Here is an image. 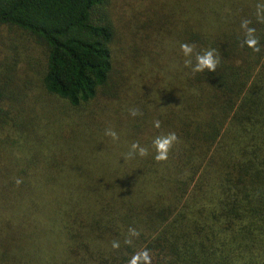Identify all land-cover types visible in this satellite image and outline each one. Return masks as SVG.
<instances>
[{"label": "trees", "instance_id": "1", "mask_svg": "<svg viewBox=\"0 0 264 264\" xmlns=\"http://www.w3.org/2000/svg\"><path fill=\"white\" fill-rule=\"evenodd\" d=\"M253 1L218 33L198 20L217 2L201 8L195 0L192 23L163 2L145 24L152 62L141 95L146 105L132 107L142 114L132 116L128 102L118 106L126 117L114 129L119 139L96 126L79 146L44 129L30 99L39 87L71 108L123 101L126 70L116 60L111 1L0 0V29L34 44L43 61L37 82L23 83V91L14 74L17 45L0 59V241L14 230L2 238L1 263L128 264L147 249L152 264H264V0ZM243 20L255 29L260 52L243 45ZM182 43L195 45L191 57ZM151 46L159 50L154 58ZM208 49L219 57L216 71L185 66ZM168 132L178 140L157 162L152 141ZM35 141H45L48 159L30 153ZM135 142L149 154L125 159ZM71 159L88 169L105 163V171L63 173ZM45 167L56 174H43ZM11 199L23 206L17 223L4 208Z\"/></svg>", "mask_w": 264, "mask_h": 264}, {"label": "rangeland", "instance_id": "2", "mask_svg": "<svg viewBox=\"0 0 264 264\" xmlns=\"http://www.w3.org/2000/svg\"><path fill=\"white\" fill-rule=\"evenodd\" d=\"M111 1V14L114 22L115 33L117 34L116 40V60L119 61V67L126 70L127 83L121 89V103L116 100L111 105L107 98H99L94 109L90 106H80L79 108H71L69 105L56 97L46 94H39V87L36 88L34 96L31 97L30 103L38 113L40 119L46 125L44 129L56 132L66 142H71L73 145L81 137L86 136L90 128L100 127L103 129L114 130L118 125L121 118L118 116L120 111L118 106H125L129 103L131 109L134 104L146 105V97H141L142 93L146 92V65L152 66V62L148 60L149 50H146V21L149 17H154L156 12H161L163 2L176 11L181 17H186L189 22H194L197 17L195 11V0H110ZM217 2L212 8L207 7L205 11L199 13L198 20H201L205 31L218 33L223 28L229 27L233 23H237L240 16L247 13L254 7L253 0H196V6L205 8L208 4ZM159 12V15H160ZM24 40L13 30L7 28L0 29V59L5 57L9 52V46H16V51L20 57L15 59L14 74L17 75L18 86L24 91L23 83L33 81L37 82L36 75L40 70L43 61L41 60V52L35 48L34 44ZM152 45V44H151ZM118 46L120 49L117 52ZM151 55L153 58L159 53V50L150 47ZM148 55V56H147ZM147 56V57H146ZM40 62V63H39ZM153 69V68H152ZM111 105V106H110ZM150 107V106H149ZM112 108L113 112H111ZM146 108L143 107L142 109ZM146 111V110H145ZM35 113V114H37ZM43 114V115H42ZM46 122V123H45ZM62 122L63 126H58ZM40 127V125H38ZM37 127V124H35ZM80 128V131H77ZM65 138V139H64ZM61 144L60 142H57ZM30 153L48 159L51 155L50 150L44 142L31 143ZM69 160V159H68ZM71 159V164H64L63 173L73 174H100L105 171V163H97L92 169L89 166L82 165L85 161H77ZM43 174L54 175L55 170L45 167L42 170ZM58 173V172H57ZM1 177V174H0ZM30 191H35L34 187H30ZM8 216L12 218L13 223L18 222L17 214L23 211V206L17 199L10 200V206H5ZM31 217V216H29ZM8 219L6 220V222ZM13 229H9L1 237L10 238ZM11 250V249H8ZM0 264H13L9 260Z\"/></svg>", "mask_w": 264, "mask_h": 264}, {"label": "clouds", "instance_id": "3", "mask_svg": "<svg viewBox=\"0 0 264 264\" xmlns=\"http://www.w3.org/2000/svg\"><path fill=\"white\" fill-rule=\"evenodd\" d=\"M259 7H264V5H258ZM249 21L243 20L241 22V27L245 30V38L243 45H247L252 48L254 52H260L258 38L255 36V29L248 27ZM242 45V46H243ZM195 45H190L188 43H182L180 45L181 52L185 57H191L194 52ZM219 57L215 54V49L204 50L203 52L196 53L195 64L193 65L192 60L186 59L184 64L186 67H191L193 73L203 72L205 69L208 71H216L217 65L219 64ZM129 112L132 116L141 115L142 113L138 108H131ZM154 127H160V121H154ZM105 135L112 137L113 140H118V134L112 129H106ZM178 140L175 132H168L156 136L152 141V147L155 150L154 159L157 162L166 161L169 158V153L172 150L174 144ZM141 157L147 156L149 154L146 147L141 146L138 142L131 145L130 151L127 153L125 159L134 157L135 155ZM19 183V181H17ZM130 236H139V232L134 228H129ZM125 243H131L130 239H126ZM119 243L114 241L112 244L113 248H119ZM128 264H152L150 252L147 249L136 252L129 260Z\"/></svg>", "mask_w": 264, "mask_h": 264}]
</instances>
